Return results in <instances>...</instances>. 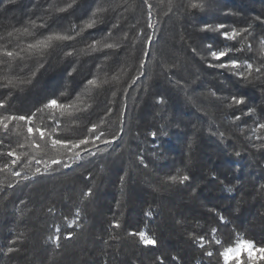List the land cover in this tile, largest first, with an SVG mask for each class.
I'll return each mask as SVG.
<instances>
[{
	"label": "trees",
	"instance_id": "obj_1",
	"mask_svg": "<svg viewBox=\"0 0 264 264\" xmlns=\"http://www.w3.org/2000/svg\"><path fill=\"white\" fill-rule=\"evenodd\" d=\"M72 2L0 0V116L32 115L48 135L45 147L36 134L37 149L21 122L9 137L0 132V152L14 150L13 171L22 174L0 171V264H235L229 249L264 247V79L219 67L260 53L264 0H196L203 6L192 15L182 7L188 0ZM217 24L249 29L256 40L202 31ZM53 34L74 39L28 50ZM249 44L253 53L243 49ZM211 51L227 54L215 60ZM61 94L77 105L75 118L57 125L46 112L33 115ZM233 96L246 103L232 104ZM93 136L100 140L81 146L89 155L80 159L78 149L51 145ZM15 158H0V169ZM52 159L69 167L44 172L41 164L36 173V160ZM140 232L157 243L145 245Z\"/></svg>",
	"mask_w": 264,
	"mask_h": 264
},
{
	"label": "snow or ice",
	"instance_id": "obj_2",
	"mask_svg": "<svg viewBox=\"0 0 264 264\" xmlns=\"http://www.w3.org/2000/svg\"><path fill=\"white\" fill-rule=\"evenodd\" d=\"M98 2H107V0H98ZM77 4V0H73L72 4L69 5V8L71 9L74 5ZM203 5L201 3L196 2V0H188L187 4L182 5L184 8V11L187 15H192L194 11L197 9L201 8ZM63 11V9L61 10ZM229 13H225V15H228ZM259 20V18H257ZM259 23L264 26V20H259ZM252 24H255V21L250 22V28ZM33 27H36L33 25ZM44 27V26H40ZM80 25L73 22L70 25V30L75 31L77 28H79ZM88 29H92L94 25L92 23H89L86 25ZM149 27H152L151 24H149ZM39 30V29H38ZM261 32L264 33V27L260 28ZM202 31H216L220 34V36L227 41H237L241 42L245 37H248L252 40H256V36L252 35L249 36V29H238V28H231V30H228V27L225 24H217L215 26V29H212L211 26L209 25H204L202 28ZM9 36H11V33H9ZM74 38L70 35H60V34H53L49 35L48 37L45 38L43 41H37L36 44H29L27 46L28 50H33V49H48L52 46L53 42H66V41H71ZM149 41H151V37L148 38ZM260 43V53L259 54H253L248 57V59L245 60H237L235 58H230L229 63L227 64H220L219 67L222 69H230L236 74L244 75V72H241V69L246 70L247 73L249 74H254L255 76L264 79V39H261L259 41ZM66 46V45H65ZM96 46V42H93L92 47ZM110 47V46H109ZM213 45H208V48L211 49ZM243 49L247 53H253L254 46L249 44V45H244ZM234 51H241V49H233ZM74 52H67L65 55L69 58L74 56ZM225 51H211V56L215 60H220L222 57L226 56ZM2 55L8 58L12 57H18L19 53L18 52H13V51H8L7 49H4L2 52ZM248 60H251L252 62H248ZM3 63V62H0ZM254 64H258V67H254ZM76 70L73 69L72 71H69L67 73V80H71L73 77V73ZM33 76L35 73L32 74ZM25 82L21 81V85H23ZM95 83L94 80H88L87 84L88 85H93ZM67 87V84L65 85ZM262 95H264V89H262ZM67 99L66 96L63 94L60 95L58 98H50L47 99L46 103L42 104V107L36 109V113H41V112H46L47 116L51 119V122L53 124L59 125V118L63 117L65 115H72L73 118H75L74 114L76 111H78L77 105L73 103H61V100ZM246 103V97H241L237 99L236 96L232 97V104L234 105H242ZM5 105L3 103H0V108H4ZM111 111V109H109ZM250 112H253L255 114V109H249ZM57 113L59 115H57ZM123 115V113H122ZM264 118V116H262ZM14 122H21L26 126V131H27V136L31 138L32 141V146L34 148H41L42 145L36 141V134H39L40 140L44 141L43 146H47V141H48V135L45 131L44 128L42 127H34L33 126V116L32 115H5V116H0V132L3 133L5 137H9L12 133V127L11 125ZM257 127L260 129H264V123H258ZM90 132H95L96 131V126L93 125L92 128L89 130ZM19 135V133H17ZM157 133L153 132L152 136L155 137ZM118 137L113 136L112 140L109 141H104L105 144H110L114 142ZM100 137L99 136H93L92 138H85L82 140H79L78 142L73 143L70 140H65V139H53L51 141V145L53 148L62 146L65 149H67L69 152H73L74 149H78L75 153L77 159L82 158L81 152L83 155H89V151L87 148H82L81 146H85L88 144H95L96 141H99ZM5 146V141L3 139H0V148H3ZM19 148L25 147V145H18ZM99 151V149L97 150ZM92 155H95L96 153H91ZM2 157H16L15 159H12L9 163H5L3 166V169H0V171H12V174L16 177H20L22 174L19 172L13 171V166L18 165V161L20 159L19 156H17L16 152L14 150H9L7 152H0V158ZM35 163L38 165L36 168V173L41 172V167L39 165L42 164L44 172H47L52 165H62L63 167L67 168L69 167L68 163L64 160H56L52 159L50 161L47 160H36ZM168 181H173L176 182L178 181L179 183L183 184L184 182L188 181L190 177L188 175H184L183 177H178L175 175H169L166 177ZM120 180L123 181L124 177L121 176ZM11 187V185H9ZM228 192H232V188L227 189ZM262 191H264V188H262ZM89 193H91V189H89ZM221 221H223V217L220 218ZM116 227H119V225H115ZM218 229H212L213 232H216ZM138 235L142 238V241L145 245H155L157 243L156 240L149 239L145 236L143 232L138 233ZM206 240L205 236H200L199 240L197 241L203 246L204 241ZM219 244L220 242L217 241ZM9 251H12L10 248ZM229 251H232V249H229ZM213 255V252L209 251L207 253V256L211 257ZM225 257L227 258V253L224 254ZM246 255L247 260L245 261L243 257ZM235 264H264V247H256V243L253 242H242V247L240 249H237V255L234 257Z\"/></svg>",
	"mask_w": 264,
	"mask_h": 264
},
{
	"label": "rangeland",
	"instance_id": "obj_3",
	"mask_svg": "<svg viewBox=\"0 0 264 264\" xmlns=\"http://www.w3.org/2000/svg\"><path fill=\"white\" fill-rule=\"evenodd\" d=\"M242 247V244L232 249V251L227 252V258L235 257L237 255V249H240Z\"/></svg>",
	"mask_w": 264,
	"mask_h": 264
}]
</instances>
